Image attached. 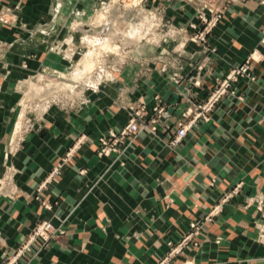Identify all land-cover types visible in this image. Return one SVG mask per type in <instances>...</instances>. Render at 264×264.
Listing matches in <instances>:
<instances>
[{
    "label": "crops",
    "instance_id": "obj_1",
    "mask_svg": "<svg viewBox=\"0 0 264 264\" xmlns=\"http://www.w3.org/2000/svg\"><path fill=\"white\" fill-rule=\"evenodd\" d=\"M104 1L0 0V179L13 165L18 186L13 197L9 186L0 193V260L11 257L33 226L48 219L64 233L42 253L25 251L14 264H155L156 255L168 253V241H179L180 232L198 221L208 230L207 241L185 249L176 257L178 264H264L258 240L264 228L261 63L254 67L256 82L243 78L233 85L247 103L224 97L211 119L192 127L176 149L167 141L174 126L167 129L164 123L186 121L182 114L191 103L183 92L191 84L171 86L154 71L135 86L141 67L136 63L116 72L98 91L87 92L89 102L78 111L52 115L49 135L48 129L43 134L33 130L11 153L21 95L17 85L43 68L67 70L75 36L71 23L89 21ZM250 7L240 2L239 12L229 17L232 25L218 29L217 52L208 54V65L199 72L201 85L190 91L197 103L208 99L217 78L244 55L264 51L260 31L250 24ZM120 96L146 103L149 114L160 96L170 118L158 124L160 138L142 133L123 155L101 157L99 137L130 120L113 105ZM85 130L92 142L65 164L62 180L43 192L53 205L47 209L36 199V189L52 169L54 154H64L74 135ZM212 177L215 185L208 186ZM218 205L219 212L206 222Z\"/></svg>",
    "mask_w": 264,
    "mask_h": 264
},
{
    "label": "rangeland",
    "instance_id": "obj_2",
    "mask_svg": "<svg viewBox=\"0 0 264 264\" xmlns=\"http://www.w3.org/2000/svg\"><path fill=\"white\" fill-rule=\"evenodd\" d=\"M240 2H249L251 4L250 12L254 14V18L252 16L250 24L260 31V43L264 44L262 42L264 35V19L262 23L264 0H106L94 10L89 21L74 20L70 26L75 35L74 43H72L74 47H71V56L67 58L69 60L68 69L63 71L43 68L37 73L28 75L22 83L17 85L21 95L17 105L18 114L15 116L17 125L11 141V153L21 149V141L25 139L29 132L37 129L43 134L47 129L49 130L50 125H52L50 118L56 112L67 114L78 111L84 104L89 102L87 92L98 91L103 84L111 83L114 80L116 72L124 71L126 67L132 64L135 66L136 63H139L141 67L139 70L140 75L134 79L135 86L136 83H139L140 77L144 75L151 76L154 71L163 74L171 82V86L173 84H181L184 81L191 84L183 94L186 100L191 103L188 109L192 108L193 112L185 116L187 109L182 114V117L186 119L185 122L174 121L173 125L172 123H166L167 129L174 126L167 141L172 149H176L182 142L177 146H173L172 141L178 134L179 129L193 120L196 108L200 105L203 106L207 102L212 93L220 87L221 82L229 74L228 72L222 78H217V83L213 85L211 94L204 103L199 104L191 97L192 86H199L197 82H200L201 85L199 72L208 65V54L217 52L213 41H215V38H220L218 29H224L232 25L233 20L229 17L234 15L235 12H239L240 9L238 10L236 7ZM83 23L88 25L81 27ZM255 52H257L256 56L259 60L251 61L248 73L240 76L238 81L245 78L248 83L256 82L258 78L253 74L254 67L256 63H261L262 92L264 93V51L254 49L250 53ZM91 53H99L98 63L92 71L80 76L82 63ZM248 55H244L243 61ZM236 65L238 64L232 66ZM186 69L189 71L188 74L184 72ZM226 96L238 98L239 104L247 103L244 97L236 95V88L232 87L227 94L222 96L212 111L216 107L218 108V104ZM263 96L264 94L262 95V109L264 112ZM159 98L161 97L159 96ZM156 99L157 96L155 97ZM113 105L126 111L130 118L137 111L144 114V117H139V121L140 118H144L145 121L150 118L146 103L132 102L120 96ZM210 112L209 114H211ZM209 118L211 119V115H209ZM202 119L206 120L202 117L194 123V126ZM261 122L263 125L264 114H262ZM119 128L110 127L109 131L120 130L121 128ZM142 133L152 134L160 138L157 130H152L151 128L141 129L133 137L132 141H126L123 144L124 150L119 156L127 152ZM88 142H92L89 131L85 130L76 133L73 137L72 145L64 154L55 153L52 157V169L36 189V199L45 208L52 209L53 205L45 199L43 192L53 183H59L62 180L65 164L71 161L79 153L82 146ZM262 151H264V148H262ZM16 172L15 166H7L6 175L0 179V193L6 190L8 186L13 191L11 193L12 197L18 192L15 180ZM85 172V169L79 171L81 174ZM216 180V177H212L208 186L215 185ZM234 190V192H237L238 188ZM231 196L232 194L227 195L224 200H228ZM46 204H49L50 208ZM219 208L220 205L209 213L205 219L206 222L211 221V218L219 212ZM44 221L52 223L48 219L36 223L25 242L35 235ZM53 226L54 230L49 240L44 242L42 238L39 239L38 243L44 242V245L40 246L38 254L49 246L52 239H55L60 233H64L59 226L57 227L54 224ZM207 232L208 230L204 225L198 221H193L188 230L180 232L179 241H168V253L165 256L156 255L155 264H178L176 257L184 253L185 249L190 246L198 247L203 241H207ZM258 240L264 247V228H262ZM217 241L219 242V239ZM180 244H183V249L179 252H174L175 248ZM19 249L17 247L11 257L1 260L0 264L12 261ZM262 261L264 262V256ZM17 262L18 258L14 263Z\"/></svg>",
    "mask_w": 264,
    "mask_h": 264
},
{
    "label": "built area",
    "instance_id": "obj_3",
    "mask_svg": "<svg viewBox=\"0 0 264 264\" xmlns=\"http://www.w3.org/2000/svg\"><path fill=\"white\" fill-rule=\"evenodd\" d=\"M262 42H264V35L262 38ZM256 53V52H255ZM255 53H250L246 59L236 65L232 66L229 70V74L227 78L221 82L220 87L212 93L207 102L202 106L200 105L196 108L195 117L190 122L184 124L178 131V134L172 141L173 146L179 145L182 140L186 137L188 131L194 126V123L200 119L205 118L209 120V112L215 107L217 102L220 101L223 95L227 94L229 89L233 87L234 83L238 81L240 76H244L248 73L250 69L251 61H258L259 58L255 57ZM200 85V82H197ZM234 93V92H232ZM193 112V109L190 108L184 114L185 116L190 115ZM144 114L140 111H137L132 114L129 122L123 126L120 130H111L107 133L103 134L99 138V147H98V155L99 156H109L113 153L120 154L124 150L123 144L126 141H132L133 137L141 131V129L151 128L152 130L158 129V124L166 121L168 117H170L169 111L166 109L165 103L159 96L155 100L154 106L152 108V113L150 114V118L146 121H139V117H144ZM166 125V123H164ZM48 208L50 205L46 204ZM54 230V226L50 221H44L42 225L38 228L37 232L33 237H31L21 248L17 255H15L12 261H9L7 264H14V261L24 254L25 251H32L34 254H38L40 251V246L44 245V242L49 240L51 237V233ZM43 239L44 242L38 243L39 239ZM183 249V244H180L177 248H175L174 252H179ZM1 261V260H0ZM185 264H188L187 262Z\"/></svg>",
    "mask_w": 264,
    "mask_h": 264
},
{
    "label": "bare ground",
    "instance_id": "obj_4",
    "mask_svg": "<svg viewBox=\"0 0 264 264\" xmlns=\"http://www.w3.org/2000/svg\"><path fill=\"white\" fill-rule=\"evenodd\" d=\"M256 54H257V52L255 53L254 56L257 58ZM98 56H99V53L98 54L97 53H91L85 58V60L82 63V70L79 74L80 76L93 70L95 65L98 63ZM79 78H81V77H79Z\"/></svg>",
    "mask_w": 264,
    "mask_h": 264
}]
</instances>
